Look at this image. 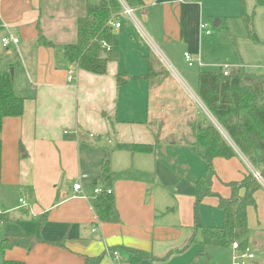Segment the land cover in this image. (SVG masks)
I'll use <instances>...</instances> for the list:
<instances>
[{
  "label": "crops",
  "instance_id": "obj_1",
  "mask_svg": "<svg viewBox=\"0 0 264 264\" xmlns=\"http://www.w3.org/2000/svg\"><path fill=\"white\" fill-rule=\"evenodd\" d=\"M85 1L0 0V58L6 61L0 74L12 72L14 92L24 99L22 116L4 119L0 131V241L22 235L38 241L30 251L6 250L0 264H85L86 257H100L98 264H193L206 256L198 243L161 262L131 251L162 259L192 236L195 185L205 171V150L180 141L189 134L188 124L211 122L212 116L198 99L197 74L190 79L195 90L173 70L157 88L136 77L147 73L145 57L153 48L168 67L183 71L187 53L198 72L242 67L264 75V8H255V0H242L246 14L254 15L256 44L241 20V0H121L133 16L117 18L120 27L113 30L107 72L96 76L63 64L60 52L36 45L39 32L53 44H74L77 12ZM202 23L209 35L200 30ZM3 26L17 45L1 46L7 32ZM14 54L15 65L7 60ZM153 54L166 69L163 57ZM155 120L161 128L151 126ZM78 131L89 140L81 141ZM116 144L154 149L111 153L108 190L119 221L102 223L95 213L94 190L101 188L107 148ZM213 167L212 192L224 199L231 195L226 185L255 173L240 152L214 159ZM74 184L80 185L79 195ZM250 189L255 206L247 208L248 245L259 253L248 248L254 258L246 264H264L263 177ZM207 203L222 212L216 197L202 200L199 217L212 226L207 224ZM224 250L229 264L237 252Z\"/></svg>",
  "mask_w": 264,
  "mask_h": 264
},
{
  "label": "trees",
  "instance_id": "obj_2",
  "mask_svg": "<svg viewBox=\"0 0 264 264\" xmlns=\"http://www.w3.org/2000/svg\"><path fill=\"white\" fill-rule=\"evenodd\" d=\"M198 1V0H194ZM241 20L245 26L249 39L258 44L253 30V13L246 14L241 0ZM255 8H264V0H255ZM121 11L119 0H86L84 15L79 17L76 26V42L70 45H56L48 41L40 32L36 45L52 48L61 53V61L65 65L96 76L105 75L111 59V51H106L103 44L111 47L113 42V28L111 23L117 19ZM103 55L105 57H103ZM147 73L136 78H143L148 88H154L163 81L166 72L156 70L159 61L153 53L145 57ZM197 96L206 110L214 118L222 131L211 122H195L189 125V136L183 142L194 149L205 150V171L195 185L194 226L192 236L182 249L169 252L162 259L145 256V254L131 251L141 258L150 261H165L173 253H181L194 243L202 249L217 247L231 249L237 244L236 252L243 253L249 248V227L247 208L255 206L253 191L255 184L253 174H249L242 182L226 185L231 189L229 198L224 199L212 192V180L215 176L213 161L216 158L230 159L240 152L255 172L264 177V75L247 73L242 67L233 68L223 75V71H199L197 73ZM24 99L14 92L13 75L10 72L0 74V131L2 121L6 118H19L23 114ZM152 126V125H151ZM81 141L87 142L89 136L78 131ZM93 138V137H90ZM99 142L98 138H95ZM169 143L179 142L170 139ZM154 149L148 145L116 144L107 148L99 183L102 192L96 196L95 213L102 223H118L112 194L106 191L111 187L113 176L109 167V157L114 151H129L131 153H150ZM244 190L239 195V190ZM216 197L218 207L222 212L221 226H206L198 214V208L203 199ZM38 241L27 235L18 237H4L0 241V255L6 250L18 247L30 251ZM203 254V251L201 252ZM100 257L85 258V264H98ZM2 264H25L18 261H4Z\"/></svg>",
  "mask_w": 264,
  "mask_h": 264
},
{
  "label": "rangeland",
  "instance_id": "obj_3",
  "mask_svg": "<svg viewBox=\"0 0 264 264\" xmlns=\"http://www.w3.org/2000/svg\"><path fill=\"white\" fill-rule=\"evenodd\" d=\"M70 9V7H66L65 8V11H68ZM121 12V11H120ZM119 12V13H120ZM79 13V17H81V16H83L84 15V6H82V8L79 10V12H77V14ZM253 30H254V33H256V31H255V29H254V25H253ZM6 34V33H5ZM68 41V40H67ZM72 41V40H71ZM152 52L153 53H155L156 55H158V52L156 51V49L155 48H153L152 49ZM0 54L1 55H3V51H2V49L0 50ZM159 57H163L162 55H158ZM10 63L12 62H14L13 64L15 65L16 64V60H17V57H16V54H14L13 55V57L12 58H9V59H7ZM162 61H163V63L166 65V69L162 66V64L161 63H159V66H158V68H156V70H163V71H165L166 72V76H164L163 77V81L165 80V79H167V78H169V77H171V73H170V71L172 72V70L173 71H175L176 73H177V75L180 77V78H182L185 82H187L188 84H189V86L188 87H190L192 90H195V86H192V85H190V79H192V80H194V79H196V74L198 73V69L197 68H195V67H192V68H188V67H186V69H185V71H183L182 69H177V68H175L173 65H171V67H168L170 64H169V62L163 57L162 58ZM6 61L5 60H2L1 58H0V68H1V64L2 63H5ZM219 67V66H218ZM174 68V69H173ZM247 68H250L249 69V71H251V70H253V71H258V70H256V69H254V68H251V67H247ZM168 69H171V70H169V71H167ZM214 70H217V69H219V68H213ZM213 69H210V70H213ZM147 71V70H146ZM162 81V82H163ZM161 82V83H162ZM160 83V84H161ZM159 84V85H160ZM159 85H157L156 87H154V88H157ZM211 121V123H213L214 125H216L218 128H219V125L217 124V122L213 119V117H212V120H210ZM196 121H193V122H191L190 124H192V123H195ZM190 124H188V126L190 125ZM161 125H162V123L160 122V121H157V120H155V121H153L152 122V126L153 127H155L156 126V128H161ZM220 130H221V128H219ZM222 131V130H221ZM222 133H223V135H224V137L229 141V138L227 137V135L224 133V131H222ZM189 134H190V129H189ZM189 134H188V136H189ZM185 138V137H184ZM183 138V139H184ZM229 143L230 144H232L230 141H229ZM233 145V144H232ZM234 146V145H233ZM263 179H264V177H263ZM208 202H210V201H208ZM217 209H215L214 207H212L211 205H210V203H207V205H206V211H207V214H208V216H209V220L207 221V224H210V225H212V226H221V224H222V221H223V217H222V215L220 214V213H218V211H216ZM221 215V216H220ZM249 251H256L257 253H259V249H256V250H253L252 248H249ZM205 252H206V256H204V257H200V258H198L197 259V261H194V263L193 264H215V262L216 261H219V264H227V260H226V258H227V255H228V253H226L227 251H225L224 249H222V248H217V247H205ZM251 252L249 253V252H247V254L248 255H250L251 254ZM257 255H259V254H257ZM210 257V258H209ZM236 259H240V260H242V262H243V264H246V262H250V260H248V259H243V258H241V257H236ZM229 264H233V255H230V261H229Z\"/></svg>",
  "mask_w": 264,
  "mask_h": 264
},
{
  "label": "built area",
  "instance_id": "obj_4",
  "mask_svg": "<svg viewBox=\"0 0 264 264\" xmlns=\"http://www.w3.org/2000/svg\"><path fill=\"white\" fill-rule=\"evenodd\" d=\"M183 1H191V0H183ZM119 2L121 4V12L118 14V17L117 18L123 17V16H127V17L131 18L133 16L132 15L133 11L128 6H126L121 0H119ZM111 26H112V28L114 30V29H118L120 27V24L117 22V19H115L111 23ZM3 28H5L6 31H7L6 26H3ZM200 30L202 32L204 31L205 35H209L210 34V31L208 29V25L205 24V23L200 24ZM18 42H19L18 39L15 36H13L8 31L1 38V46L3 48H7L10 45H17ZM103 48H105L106 51H109L110 50V47L108 45H106V44H103ZM184 60H185V62H186V64H187L188 67H192L193 66V60H192V58H191V56L189 54H187V53L184 54ZM222 71H223V75L226 76L227 73H228L227 68L226 67L223 68ZM68 81H71V76H68ZM254 177L257 180H261V176L257 172L254 173ZM82 178H85V176H82ZM73 190L77 193V195H79L80 185L79 184H74L73 185ZM101 192H102V189L101 188H96L94 190V195H98ZM106 193L109 195V194H111V191L110 190H107ZM19 203L22 204L23 206L26 205V202L23 199H20L19 200ZM0 214H2L1 209H0ZM236 248H237V244H233L232 245V249L234 251H236ZM112 256L114 258H116L117 253L116 252H112ZM236 257H241L243 259L246 258L248 260L254 258L253 255H251V254L248 255L247 254V251L246 252H243V253H237L236 256L233 257V264H243L242 260L236 259Z\"/></svg>",
  "mask_w": 264,
  "mask_h": 264
},
{
  "label": "water",
  "instance_id": "obj_5",
  "mask_svg": "<svg viewBox=\"0 0 264 264\" xmlns=\"http://www.w3.org/2000/svg\"><path fill=\"white\" fill-rule=\"evenodd\" d=\"M103 57H105L104 55H103ZM11 74H12V72H10Z\"/></svg>",
  "mask_w": 264,
  "mask_h": 264
}]
</instances>
